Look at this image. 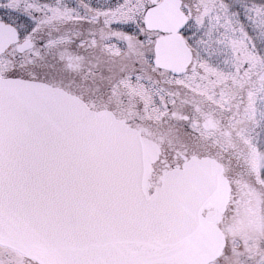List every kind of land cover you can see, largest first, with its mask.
<instances>
[{
  "label": "snow or ice",
  "instance_id": "1",
  "mask_svg": "<svg viewBox=\"0 0 264 264\" xmlns=\"http://www.w3.org/2000/svg\"><path fill=\"white\" fill-rule=\"evenodd\" d=\"M192 12L184 0H0V264H187L174 239L181 211L169 183L186 165L145 174L137 130L35 68L45 67L36 62L40 49L95 24L160 70L169 45L189 44ZM58 21L63 31L46 30ZM88 38L95 41L91 29Z\"/></svg>",
  "mask_w": 264,
  "mask_h": 264
},
{
  "label": "rangeland",
  "instance_id": "2",
  "mask_svg": "<svg viewBox=\"0 0 264 264\" xmlns=\"http://www.w3.org/2000/svg\"><path fill=\"white\" fill-rule=\"evenodd\" d=\"M48 1L39 0L41 3H49ZM201 1L204 6L212 7L203 9V13L208 16L215 14L217 7L226 9L228 6L226 0ZM248 1L249 5L244 8V13H235L232 10L233 14H230L235 27L234 42L237 41L233 42L232 49L225 46L226 39H221L223 44L220 47L224 52H197L196 67L187 70L180 77L173 78L163 71H150L144 65L141 67L140 64H135V56L130 51L125 53L121 49L117 50L114 41L108 39V31L100 30L97 26L95 29L100 35L106 36H96L93 41L87 34L77 38L75 34H68L70 39L53 44L47 50L40 49V58L36 62L44 64L43 68H35L33 58L27 53L22 56L37 73L39 70L55 67L56 55L59 53L57 49L61 45L84 56L85 69L82 72L90 82L95 81L91 75L87 77L88 74L98 76L103 67L111 69L109 71L113 72L116 80L105 87L102 95L112 99L119 95L132 99L137 103L134 109L139 113L141 122L152 128H164L172 120L168 111L173 108V103L182 96L184 90L202 95L205 100L218 104L222 111L229 114L232 124L249 144V163L230 164V199L219 222L226 242L221 255L208 264H264V3L260 0ZM99 3H103V0H99ZM237 17L244 18L245 22L238 21ZM213 27L214 25L208 24L206 31ZM46 30H50V25ZM189 38L193 42V37ZM79 39H83L82 45ZM240 45L243 46V54H239ZM257 63L262 65V69L256 85L251 74ZM99 64L102 67L98 70ZM141 68L149 70L146 78L152 79L153 85L149 90L152 89L153 94L142 93L129 81L130 75L134 73L140 76L137 71ZM231 74L233 75L229 81ZM124 90L129 93L136 92L137 97L122 93ZM96 91L95 96H89L90 105H94V98H97L99 90ZM174 124L183 127L191 138L205 134L185 122L174 121Z\"/></svg>",
  "mask_w": 264,
  "mask_h": 264
},
{
  "label": "flooded vegetation",
  "instance_id": "3",
  "mask_svg": "<svg viewBox=\"0 0 264 264\" xmlns=\"http://www.w3.org/2000/svg\"><path fill=\"white\" fill-rule=\"evenodd\" d=\"M95 1L93 0V3H95ZM48 2L51 3L53 0H49ZM184 2L192 6L193 17H198V22H193L190 26V32L194 39V43L189 38L188 48L186 49L185 46H182L183 49H180L182 53L188 52L191 54L192 58H194V64L190 63L187 69L191 70L196 67L195 54L197 52H224V49L220 47L223 44L221 43V39H226L225 46L231 47L232 49L235 27L230 14H233L232 10H234L235 13H244V8L249 5V1L233 2L232 0H226L225 3L228 4L226 9L217 7L215 9L216 13L210 14V16L204 14L203 9H212V7L204 6L201 0H184ZM241 5L244 7H240ZM237 20L245 22V19L242 17H237ZM208 24L214 25V27L206 31ZM95 26V24H85L79 28L78 32L74 31L67 33V36L68 34H75L74 36L76 38L81 37L79 35L80 32L84 33V35H88L89 29L94 31L97 37L101 38L102 36H106V34L100 35L98 30L95 29ZM54 27H60L61 31H63L65 24L58 21L56 25H50V30ZM53 35H56V33L53 32ZM236 42L235 40L234 43ZM114 43L117 50L121 49V51H125V53L130 51V53L135 56L136 61H140L139 64L141 67L144 65L150 71H163L166 75L173 78L183 76L187 72L176 75L164 68L158 70L144 60V52L140 48L131 45L125 48L119 41H114ZM57 51H59V53L56 55L57 63L55 67L51 66L45 70H39L36 74H47L45 78L61 84L65 90L70 89L73 94L81 97L88 104L89 96H95L97 93L96 90H99L96 96L97 98H94V109L107 110L111 112L115 118L121 121H127V125L136 128L143 138L149 139L159 147L160 152L158 157L152 163L151 175L154 179L169 165L175 168L177 165L188 163L191 159H197L200 160L199 162L208 161L209 163L219 164L221 173L226 177L228 183L230 182L231 184V174L229 172L231 168L230 164L249 163V144L245 142L243 134L234 127L229 118V114L225 113L224 110L222 111V108H220L218 104L210 100H205L206 98L202 95L193 94L184 90L182 96H179L177 101L173 103V108L168 111L172 116V120L167 122L164 128H152L141 122L139 113L134 109L137 103L132 99L123 98L119 95V97H113L114 100L110 96L107 97L102 95V92L106 90L105 87L110 86L113 81L116 80V76L112 75L113 72L109 71L111 69H105V67H103L98 73V76L88 74L87 77L91 75L95 81L90 82L85 78L82 72L85 69L83 55L78 52L76 53L73 49H68L64 46L61 47V45H59ZM239 51V54H243L244 50L242 45L239 46ZM138 56L140 58L139 60ZM101 67L102 66L99 64L97 69L99 70ZM147 69L141 68L137 71L142 79H137V74L135 75L134 73V75H130L129 81L135 84V87L142 93L149 92L153 94L151 92L152 89L149 90L153 85L152 79L146 78L149 72ZM261 69L262 65L257 63V66L253 69L251 74L256 85ZM232 75L233 74L229 75V81ZM235 79H238V77L235 76ZM122 93H128L134 98L137 97L136 92L129 93L124 90ZM162 102L164 103V99ZM174 121L188 123L205 134H201L198 138H191L189 134H186V130L181 126H176ZM153 169L155 171H153Z\"/></svg>",
  "mask_w": 264,
  "mask_h": 264
},
{
  "label": "water",
  "instance_id": "4",
  "mask_svg": "<svg viewBox=\"0 0 264 264\" xmlns=\"http://www.w3.org/2000/svg\"><path fill=\"white\" fill-rule=\"evenodd\" d=\"M178 53L177 56H166L162 53L161 65L170 69L178 68L181 73L190 55L188 52L182 53L179 50ZM96 112L105 114L106 117H113L104 111ZM101 126H110V120L107 118L102 120ZM157 153L156 145L139 135L137 154L144 161L145 174L150 173L151 162L156 159ZM184 165L187 167L185 175L169 176V183L176 191L177 204L181 211V218L174 231V239L177 242L180 257L187 264H206L221 253L225 244L218 222L221 213L225 211L230 188L217 164L193 162ZM203 210H206L205 213ZM22 238L32 242L27 234H22ZM36 250L40 257L48 255L39 247Z\"/></svg>",
  "mask_w": 264,
  "mask_h": 264
}]
</instances>
